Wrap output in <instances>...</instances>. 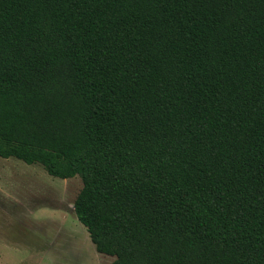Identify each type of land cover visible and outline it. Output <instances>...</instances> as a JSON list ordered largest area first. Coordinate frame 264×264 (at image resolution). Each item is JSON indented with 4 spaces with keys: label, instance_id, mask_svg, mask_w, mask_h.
I'll return each mask as SVG.
<instances>
[{
    "label": "trees",
    "instance_id": "1",
    "mask_svg": "<svg viewBox=\"0 0 264 264\" xmlns=\"http://www.w3.org/2000/svg\"><path fill=\"white\" fill-rule=\"evenodd\" d=\"M0 158L111 264H264V0H0Z\"/></svg>",
    "mask_w": 264,
    "mask_h": 264
},
{
    "label": "rangeland",
    "instance_id": "2",
    "mask_svg": "<svg viewBox=\"0 0 264 264\" xmlns=\"http://www.w3.org/2000/svg\"><path fill=\"white\" fill-rule=\"evenodd\" d=\"M55 121L71 123L76 111L64 99L54 98ZM82 188L79 177L61 180L49 176L40 165H26L0 158V242L20 243L21 248L0 254L9 264H111L112 257L96 253L86 229L72 211ZM63 213V218L59 213ZM41 211V213L36 214ZM29 243L30 247L26 244ZM37 246L47 258L38 259Z\"/></svg>",
    "mask_w": 264,
    "mask_h": 264
},
{
    "label": "crops",
    "instance_id": "3",
    "mask_svg": "<svg viewBox=\"0 0 264 264\" xmlns=\"http://www.w3.org/2000/svg\"><path fill=\"white\" fill-rule=\"evenodd\" d=\"M73 209V208H72ZM39 213H41V211H39V212H37L36 214H39ZM54 213H59L63 218H65L64 217V215H63V213L62 212H60V211H58V210H56V211H54ZM0 244H2L3 245V247L5 248V249H7V250H10L11 248L12 249H16V250H19L18 248H21V247H24V246H22L20 243H15V244H10V243H7L5 240H3L2 242H0ZM29 247H30V244L29 243H26ZM40 249H42V246H40V247H38L37 246V257H38V259H43V260H45L47 257V254H46V252L45 251H40ZM0 264H9V263H7L6 261H5V259H4V257H3V255L2 254H0Z\"/></svg>",
    "mask_w": 264,
    "mask_h": 264
}]
</instances>
